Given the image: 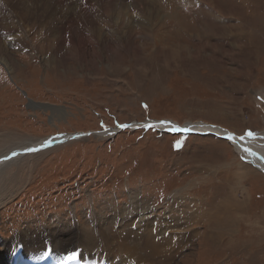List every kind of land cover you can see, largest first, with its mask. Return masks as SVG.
<instances>
[{
  "label": "rangeland",
  "instance_id": "obj_1",
  "mask_svg": "<svg viewBox=\"0 0 264 264\" xmlns=\"http://www.w3.org/2000/svg\"><path fill=\"white\" fill-rule=\"evenodd\" d=\"M78 1L49 13L48 33L40 19L15 29L28 34L26 43L0 29L14 66L0 59V152L89 131L34 146L0 170L4 259L15 242L25 246L40 234L39 247L60 238L63 254L95 224L116 236L110 215L134 193L152 213L171 207L179 224L172 228L187 235L165 264H264V172L211 131L131 128L172 119L264 132V0H153L154 9L94 0L107 10L88 15ZM73 18L77 35L94 33L82 35L79 58L70 49ZM138 218L127 225L133 239L144 236ZM51 225L64 228L60 237L40 232ZM128 244L135 243H125V253Z\"/></svg>",
  "mask_w": 264,
  "mask_h": 264
},
{
  "label": "bare ground",
  "instance_id": "obj_2",
  "mask_svg": "<svg viewBox=\"0 0 264 264\" xmlns=\"http://www.w3.org/2000/svg\"><path fill=\"white\" fill-rule=\"evenodd\" d=\"M67 2L68 0H0V29H3L8 34L12 33L11 39L15 43H26L25 38L26 35L28 34H24L23 37L20 34H18V32L14 34L13 33L14 30L18 29V27H22L23 25H25L24 23L33 22L37 24V21L40 19L43 22H47V23L38 24V25H40L44 29L43 30L44 32L48 33L49 27L51 28L52 25L49 23L50 19L48 20L47 16L49 15V13L55 11L56 9L59 8L61 9L63 5H66ZM131 3H132V7L141 5L145 7L146 6L150 7L151 9L156 8L155 1L153 0H150L149 3L146 0H133ZM108 4H102V2L96 3L94 0H85V1L80 0L78 1L79 7H77L78 5L76 4V8H79L84 13L86 12L88 15L94 9L96 8L98 9V7L107 10ZM9 13L11 15H9ZM52 16L54 15H51V17ZM55 19L57 20V18ZM80 24H81L80 22L74 20V22H72L71 25H69L70 29L74 31L73 38L71 39V43H70V49L73 51L72 52L73 56L76 53L77 58H79L80 55L85 56V52L81 49V47L87 46V42L85 43V41L87 40L88 36H94L93 32H90V35L88 34L86 35V33H82L83 36H86V40H85V38L84 39L81 38L83 37L81 33H80L81 37L77 35L76 34L77 28L80 26ZM53 27L55 26L53 25ZM63 27H64L63 24H58L57 29L62 30ZM86 27L88 29L87 25ZM61 32L62 31L59 32V35H61ZM74 46L79 47V51H75ZM7 48L8 47L3 42L2 35L0 34V59L6 62L8 67L12 70V67H14L12 66L13 64L12 61L8 59L6 60L5 59L6 57L4 56V54H7ZM67 53L68 52L64 53L63 55H66ZM141 125H145V126L154 125L159 129H164L169 131L194 130L200 132L207 130L216 133L220 136L222 135V137L225 136V138H227L229 142H232L234 144V148L243 156V158L246 161L250 162L251 164L256 166L259 170L264 172V132L261 133L254 132L253 133L254 135L252 136H249L248 133L238 135L234 132L229 131L227 128L217 124H212L204 121L186 122V124L183 123L180 124L172 119H162L159 121L149 119L144 122L137 121L131 124L132 126L131 128H136ZM116 130H119V128L109 127L108 129L107 128L101 129L98 132V134L105 135L112 133ZM79 133L75 134L71 132L68 133L66 136L65 135L60 136L59 134L52 135L47 139L45 138V139L36 140V142H34L32 147L34 146L47 147L51 145V143H55V142L57 143L65 140L66 138L74 137L76 135L81 136L83 134V132L80 134ZM229 136H231L232 139H229ZM32 147H30L28 144H20L12 148H9L7 150L1 151L0 170L5 165L15 161L24 152L31 149ZM168 210L169 213L164 215H162L161 213L158 214L157 211L152 213L150 205H146L145 203L142 202L140 197H137L134 193H132L130 198V203L125 204L116 213L114 212L115 214L110 215L112 220H115L114 223L118 225L117 228H115V230L117 231L116 236L109 235L105 231V228L103 227L102 223L100 225L95 224V226H91L83 230L84 241L82 243L78 245L74 244L69 247L70 249L73 250V252L68 254H63L68 247L63 248L64 245L62 244V242L60 243V238H58V240L53 241L54 242L53 247L51 246L39 247V244H42V239H43L42 238L43 236H41L40 234V236L37 238L38 243L33 241L32 243L30 242L28 245L25 246H22L20 242H15L13 245L11 244L12 245L11 249L8 252H6V257H5L6 259H4L5 255L3 256L2 252H0V264H13V258L19 250H23L27 255L35 258L42 257V255L48 253V251H51L52 254L57 255L59 259L79 256L81 259H83L89 264H150V263L165 264L166 262L172 263L175 257L177 256V254L180 252L179 244L183 243L181 241L187 239V235L185 233L180 232L181 230L179 231V228H177V230H174V228H172L176 225L177 226L179 225L177 224L178 218H176L175 211L173 212L171 207L168 208ZM206 213L207 215L209 214V212ZM136 218H138L136 223L141 228V231L139 233L143 234L144 236H139L137 237V239H133L132 236L136 235L137 233L132 232V229H128L127 225L128 222H133L134 220H136ZM146 221L151 222V227L148 230H146L147 229V225H145ZM154 223L156 225L155 227H154ZM61 229L64 230V228L58 225H51L50 229L47 227L40 232L47 235L50 234L51 236L52 235L56 236V234H58L57 236L60 237V235H62L60 234ZM51 231L52 233H50ZM165 233H168L167 236L169 237L170 242L173 246L171 244H166L165 238L163 236ZM75 235L78 236L77 234ZM1 241L2 240L0 239V242ZM133 241L135 244L133 245L128 244L127 246L128 253H125L124 251L125 243L127 244L128 242L131 243ZM95 258L98 259L99 261H96ZM8 259L10 260L7 261Z\"/></svg>",
  "mask_w": 264,
  "mask_h": 264
},
{
  "label": "water",
  "instance_id": "obj_3",
  "mask_svg": "<svg viewBox=\"0 0 264 264\" xmlns=\"http://www.w3.org/2000/svg\"><path fill=\"white\" fill-rule=\"evenodd\" d=\"M152 120H158L159 121V119H152ZM161 120V119H160ZM123 125H127V126H129V124H126V123H124V124H121V125H119V129L120 128H122V126ZM182 131V130H181ZM89 131H85V132H83V134H86V133H88ZM188 132H195L194 130H190V131H188ZM200 132H202V131H200ZM220 136V135H219Z\"/></svg>",
  "mask_w": 264,
  "mask_h": 264
},
{
  "label": "snow or ice",
  "instance_id": "obj_4",
  "mask_svg": "<svg viewBox=\"0 0 264 264\" xmlns=\"http://www.w3.org/2000/svg\"><path fill=\"white\" fill-rule=\"evenodd\" d=\"M122 127H127V125H123ZM248 135H249V136H252V135H254V134L251 133V132H249ZM229 139H232V137L229 136ZM29 151H36V149H29Z\"/></svg>",
  "mask_w": 264,
  "mask_h": 264
}]
</instances>
